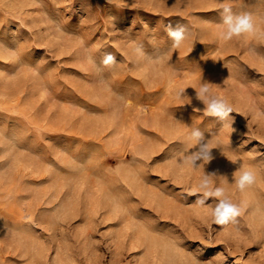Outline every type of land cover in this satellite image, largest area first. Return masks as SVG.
<instances>
[{"label": "rangeland", "instance_id": "374dc122", "mask_svg": "<svg viewBox=\"0 0 264 264\" xmlns=\"http://www.w3.org/2000/svg\"><path fill=\"white\" fill-rule=\"evenodd\" d=\"M222 4L257 31L222 43ZM203 84L231 117L193 111ZM214 171L235 224L189 194ZM0 264H264V0H0Z\"/></svg>", "mask_w": 264, "mask_h": 264}, {"label": "clouds", "instance_id": "9594fccd", "mask_svg": "<svg viewBox=\"0 0 264 264\" xmlns=\"http://www.w3.org/2000/svg\"><path fill=\"white\" fill-rule=\"evenodd\" d=\"M221 16V31L219 32V40L222 43L231 41L234 37L239 38L244 35L254 34L257 31V24L251 13H234L229 4H222L220 11ZM166 34L170 39L173 48H179L182 43L188 38L189 30L186 25L177 23L175 26L169 24L165 28ZM137 52L143 55L142 49L138 48ZM91 66L98 71L105 68H111L117 64L116 56L113 53H105L100 64L97 65L94 59L90 58ZM186 89H180L177 93V98L185 93ZM196 100L203 104V108L193 106V111L200 110L205 115L217 118L220 121L231 117L233 108L224 98L215 96L207 84H203L199 89H195ZM185 143L189 150L182 154V162L190 168L199 167L197 162H209L213 159V155L208 143V139L200 129H193L187 135ZM233 165H237L232 161ZM238 166V165H237ZM217 173L211 172L202 177L198 188L194 189L190 195H197L195 203L201 207H208L207 201L209 198L217 201L215 207L211 210L213 222L217 225L235 224L237 217L241 215L242 209L239 205L233 203L226 195V189L223 186H215L212 177ZM226 177V174L223 175ZM257 175L253 170H243L238 174V179L234 181L236 188L244 191L255 184Z\"/></svg>", "mask_w": 264, "mask_h": 264}, {"label": "bare ground", "instance_id": "6f19581e", "mask_svg": "<svg viewBox=\"0 0 264 264\" xmlns=\"http://www.w3.org/2000/svg\"><path fill=\"white\" fill-rule=\"evenodd\" d=\"M178 71V70H177ZM180 71V70H179ZM124 101V100H123ZM124 114V113H123ZM138 116V115H137ZM141 121V120H140ZM29 203V202H28ZM97 203V202H96ZM20 205V204H19Z\"/></svg>", "mask_w": 264, "mask_h": 264}]
</instances>
